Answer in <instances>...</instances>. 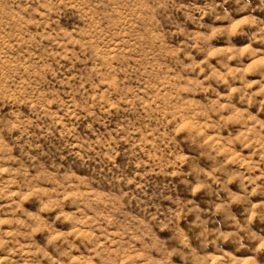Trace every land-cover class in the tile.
I'll list each match as a JSON object with an SVG mask.
<instances>
[{
	"label": "rangeland",
	"instance_id": "1",
	"mask_svg": "<svg viewBox=\"0 0 264 264\" xmlns=\"http://www.w3.org/2000/svg\"><path fill=\"white\" fill-rule=\"evenodd\" d=\"M0 264H264V0H0Z\"/></svg>",
	"mask_w": 264,
	"mask_h": 264
}]
</instances>
